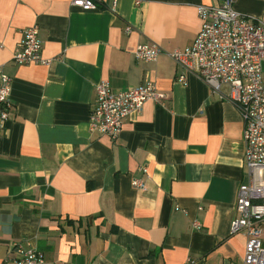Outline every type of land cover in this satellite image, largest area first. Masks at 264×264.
<instances>
[{
	"label": "crops",
	"instance_id": "0c3cea01",
	"mask_svg": "<svg viewBox=\"0 0 264 264\" xmlns=\"http://www.w3.org/2000/svg\"><path fill=\"white\" fill-rule=\"evenodd\" d=\"M223 1L97 0L84 11L70 0H0V69L11 79L0 264L20 241L44 264H244L246 236L229 232L247 181L240 114L225 86L214 92L188 73L177 81L183 72L166 55L193 43L197 5ZM233 7L264 22V0ZM33 25L47 63L17 65ZM146 42L162 51L154 62L134 57ZM102 80L112 90L151 81L166 99L146 101L112 140L88 128Z\"/></svg>",
	"mask_w": 264,
	"mask_h": 264
},
{
	"label": "built area",
	"instance_id": "2783aa9c",
	"mask_svg": "<svg viewBox=\"0 0 264 264\" xmlns=\"http://www.w3.org/2000/svg\"><path fill=\"white\" fill-rule=\"evenodd\" d=\"M97 0H70L72 7L89 11L98 7ZM114 4H115V0ZM234 0L217 6L197 5L200 27L193 43L183 50L166 52L182 70L177 81L184 82V73L196 75L214 92L227 88L224 98L238 109L243 123L244 166L247 181L238 187L236 217L230 234L246 236L244 264H264L262 224L264 223V22L244 15L233 7ZM130 28H126L129 32ZM152 42L141 43L134 50L138 61L154 62L161 54ZM17 65L47 63L41 57L38 26L22 31L17 51L12 57ZM11 79L0 69V129L9 116ZM166 96L154 82L136 87L112 90L107 80L95 86V100L88 117L91 132L115 140L123 120L139 113L146 101L160 102ZM143 174L146 168L140 169ZM133 188L145 189L141 179L131 180ZM10 264H44V255L28 241L15 242L5 259Z\"/></svg>",
	"mask_w": 264,
	"mask_h": 264
},
{
	"label": "trees",
	"instance_id": "16d2710c",
	"mask_svg": "<svg viewBox=\"0 0 264 264\" xmlns=\"http://www.w3.org/2000/svg\"><path fill=\"white\" fill-rule=\"evenodd\" d=\"M71 222V221H70Z\"/></svg>",
	"mask_w": 264,
	"mask_h": 264
}]
</instances>
